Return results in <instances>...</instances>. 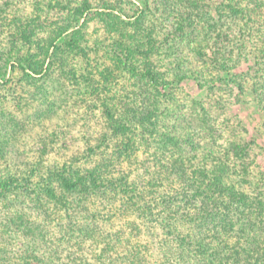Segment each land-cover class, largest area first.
I'll list each match as a JSON object with an SVG mask.
<instances>
[{
	"label": "trees",
	"instance_id": "obj_1",
	"mask_svg": "<svg viewBox=\"0 0 264 264\" xmlns=\"http://www.w3.org/2000/svg\"><path fill=\"white\" fill-rule=\"evenodd\" d=\"M242 1L253 2L131 0L134 9L128 15L102 0V10L92 16L110 25L111 41L93 47L80 36L89 18L74 27L93 8L90 0L75 4L71 21L52 31L49 43L34 40L39 14L17 19L15 41L22 55L12 66L21 72L20 81L33 83V76L58 67L84 87L83 96L101 101L95 107L103 124L99 136L87 143V166L74 159L35 183L37 168L0 173V199L15 204L24 198L31 213L41 211L61 233V221L75 232L73 218L80 213L84 225L77 231L89 239L100 222L117 231L134 227L149 243L159 239L162 264H264V173L252 169L255 142L244 140L239 123H219L213 112L230 103L224 95H233L236 103L253 105L264 115L263 3L244 6ZM65 56H79L87 68L66 70ZM242 62L247 70L232 72ZM5 75L0 68L3 80ZM123 75L133 84L134 102L110 105L102 95L111 94V81ZM187 80L208 99H190L184 111L175 91ZM142 152L157 171L149 166L146 175L136 168L116 170V164L144 163L138 158ZM97 201L108 210H100ZM49 207L60 221L51 218ZM20 222L25 226L20 234H8L19 250L12 257L0 253V264H91L86 257L61 258L34 221L22 217ZM137 244L120 263L146 264Z\"/></svg>",
	"mask_w": 264,
	"mask_h": 264
},
{
	"label": "rangeland",
	"instance_id": "obj_2",
	"mask_svg": "<svg viewBox=\"0 0 264 264\" xmlns=\"http://www.w3.org/2000/svg\"><path fill=\"white\" fill-rule=\"evenodd\" d=\"M79 1L59 0L60 4H58L56 0H0V68L2 71L6 70L5 80H7L5 82L0 77V173L2 174L8 170L25 174L32 171V168H37L35 177L32 178L35 183L45 175L46 171L59 169L74 159H77L82 167L87 166L83 160L88 148L87 143L93 142L102 130L101 111L99 107H95L101 101L95 97L83 96L81 93L83 86L70 79L67 72L59 70L58 67L51 73L33 76V83H29L30 81L27 83L20 81L22 79L21 72L15 65L12 66L16 60L15 56L20 54V43L15 41L17 19L22 20L25 17L32 19L34 15L39 14L40 22H36L34 25L38 30L34 40L49 43L52 31L69 24L71 21L70 10ZM90 1L93 8L89 14L87 13L79 25L72 24L71 26L78 29L84 20L89 18L86 25L81 26L80 36L83 38V44L90 47L97 44L108 45L111 41L107 31L110 30V25L107 26L104 21L92 16L95 11L102 10V0ZM106 1L112 7L125 10V14L132 13L130 11L131 0ZM242 2L244 6L247 4L254 6L256 1ZM261 2L263 3L261 11L264 12V0ZM114 14L118 15L116 11ZM157 16L159 15L157 14ZM121 20L124 23L129 21L124 15L121 16ZM207 22L209 23L210 19H207ZM236 24L239 26L241 23L236 22ZM58 43L62 44L61 41ZM98 54L101 56L102 51ZM95 57V55H91V58ZM63 58L67 63L66 70L80 69L84 72L82 66L87 68L79 56ZM245 70H247V66L242 62L236 65L232 72ZM116 78L111 81V94L104 93L102 97L110 105L123 104L124 106L126 103L132 106L134 102L132 82L126 75ZM216 92L221 94L220 90H216ZM235 94L236 91H234ZM112 95L115 96V101L109 99ZM175 96L182 103L184 111L190 108V99L201 101L208 99L206 92L200 91L194 82L189 80L176 86ZM223 97L230 103H227L222 110H213L217 120L219 123L228 120L235 126L239 123L240 127L245 130L242 133L244 140L255 142V145L252 146V157L254 156L257 166H252V169L264 173L263 113L253 105L246 106L236 103L233 95H224ZM138 158L142 161L145 160L144 163L141 164L139 161L131 167L116 164L115 168L116 170L127 168L128 171L136 168L140 175H146L145 168L148 166L152 172L157 171V169L152 170V161L147 152H142ZM163 188L165 189V186ZM96 204L100 210H108L105 204L98 201ZM30 205L24 198L15 204L0 199L1 254H8V257H12V254L19 250L14 242L8 240V234H20L21 230L25 228L24 223L20 222L23 217L24 221L31 219L35 222L34 226L42 232L47 246L51 244L57 246L63 259L69 257L70 260H81L86 257L89 258L91 264H97V262L100 264H124L122 261L119 262L120 259H125L133 249V244L138 243L136 248L140 249V255L146 264H162V249L157 245L159 239L153 242L155 244L149 243L146 241L144 233H140L134 227L117 231L114 225L110 226L100 222V225L91 233L92 238L89 239L85 236L82 237L77 231L79 225H84L83 217H81L84 215L75 214L73 220L77 221V225L74 227L75 232L73 233L66 228V221H61V228L64 230L61 233L49 226L50 220L43 217L41 211L38 215L31 213ZM49 211L52 213L51 218L61 220L56 209L49 207ZM34 232L37 234V231ZM39 242L41 243L40 240ZM10 251L12 253H9Z\"/></svg>",
	"mask_w": 264,
	"mask_h": 264
}]
</instances>
